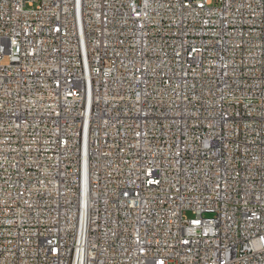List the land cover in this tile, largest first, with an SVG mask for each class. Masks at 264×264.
I'll return each mask as SVG.
<instances>
[{
	"label": "built area",
	"instance_id": "built-area-1",
	"mask_svg": "<svg viewBox=\"0 0 264 264\" xmlns=\"http://www.w3.org/2000/svg\"><path fill=\"white\" fill-rule=\"evenodd\" d=\"M0 264H264V0H0Z\"/></svg>",
	"mask_w": 264,
	"mask_h": 264
},
{
	"label": "rangeland",
	"instance_id": "rangeland-1",
	"mask_svg": "<svg viewBox=\"0 0 264 264\" xmlns=\"http://www.w3.org/2000/svg\"><path fill=\"white\" fill-rule=\"evenodd\" d=\"M186 215H187L189 218H191V214H190V213H186Z\"/></svg>",
	"mask_w": 264,
	"mask_h": 264
}]
</instances>
